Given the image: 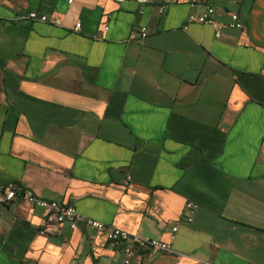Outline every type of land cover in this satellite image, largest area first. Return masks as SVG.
I'll return each instance as SVG.
<instances>
[{
  "label": "crops",
  "instance_id": "obj_1",
  "mask_svg": "<svg viewBox=\"0 0 264 264\" xmlns=\"http://www.w3.org/2000/svg\"><path fill=\"white\" fill-rule=\"evenodd\" d=\"M207 6L245 29L186 23ZM9 184L82 219L0 203V264H122L89 218L171 247L143 264H264V0H0Z\"/></svg>",
  "mask_w": 264,
  "mask_h": 264
},
{
  "label": "built area",
  "instance_id": "obj_2",
  "mask_svg": "<svg viewBox=\"0 0 264 264\" xmlns=\"http://www.w3.org/2000/svg\"><path fill=\"white\" fill-rule=\"evenodd\" d=\"M71 3L72 0H69ZM142 3L147 2V0H141ZM164 7L160 10L162 11ZM215 9L213 6H207L205 11L200 15L190 14L187 17L186 23H198L203 25H209L214 29V37L219 39L221 33L224 31H230L234 29L244 30L245 24L241 21L239 15L236 12L230 13L228 22H218L214 19ZM22 19L26 20H36V13L30 12L28 14L22 15ZM46 17H42L41 21H46ZM53 24L60 25L59 20L51 21ZM81 27L80 23H77L75 26V30L79 31ZM187 27H185L186 29ZM99 37L100 39L105 40L107 37V33L109 31V27L107 25H102L99 27ZM146 28L140 27L133 31L130 35V40H136L137 37L145 38ZM129 189H133V185L128 184ZM16 198H21L25 200L29 205L33 207H37L46 211V223L48 225H56V224H68L71 229H75L77 227L78 222L82 219L81 215L78 211L69 206H64L59 204L56 201H48L38 197L31 189L22 188L16 186L15 184H9L6 187L0 188V203L8 204L15 200ZM189 208L196 209V205L191 203L188 204ZM188 223L192 222V218H189ZM86 227L90 229H94L96 231L102 232L105 234L107 241L114 246H118L123 254L122 264H143L140 259H135V254L137 249L149 247L153 249L156 253L163 254L169 253L171 251V247L163 242H160L151 237H142L139 235H132L123 230L106 226L103 223L97 222L92 219H85ZM178 230L177 225L172 226V239L175 238V233ZM93 252H96V248L93 247Z\"/></svg>",
  "mask_w": 264,
  "mask_h": 264
},
{
  "label": "water",
  "instance_id": "obj_3",
  "mask_svg": "<svg viewBox=\"0 0 264 264\" xmlns=\"http://www.w3.org/2000/svg\"><path fill=\"white\" fill-rule=\"evenodd\" d=\"M119 1H134V2H141V0H119Z\"/></svg>",
  "mask_w": 264,
  "mask_h": 264
}]
</instances>
